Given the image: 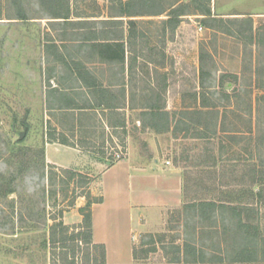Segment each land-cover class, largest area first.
Wrapping results in <instances>:
<instances>
[{
	"label": "rangeland",
	"instance_id": "rangeland-1",
	"mask_svg": "<svg viewBox=\"0 0 264 264\" xmlns=\"http://www.w3.org/2000/svg\"><path fill=\"white\" fill-rule=\"evenodd\" d=\"M127 1L70 3L71 21L134 16L124 22L135 20L133 53L143 74L133 88L136 111L118 113L107 130L93 118L82 119L77 128L71 114L59 108L80 92L63 97L52 88L77 84L70 80L78 69L74 64L103 72L105 83L116 82L119 67L91 65L98 60L92 47H84L81 31L54 19L61 9L50 0H0V165L5 166L0 170V264H55L45 247L50 226L80 225L81 209L101 199L91 194L87 175L69 179L61 170L76 171L48 164V134L92 151L98 173L121 160L138 165L146 157L170 162L165 166L183 175L180 205L146 210L144 226L133 225L123 234H98L117 247L109 251L107 264H169L165 253L186 239L195 240L208 259L233 264L244 243L238 237L240 221L248 222L257 242L253 264H264V0ZM172 10L180 16L170 21ZM20 13L28 19L20 20ZM62 56L71 68L57 62ZM155 67L160 74L153 73ZM228 74L237 75V82ZM222 79L235 83L221 89ZM202 101L213 107L204 108ZM152 104L171 113L167 134L147 126L142 113ZM29 171L43 182L31 195L22 190ZM201 200L251 205L254 211L208 212L200 220L185 204ZM109 226L121 227L115 221Z\"/></svg>",
	"mask_w": 264,
	"mask_h": 264
},
{
	"label": "crops",
	"instance_id": "crops-1",
	"mask_svg": "<svg viewBox=\"0 0 264 264\" xmlns=\"http://www.w3.org/2000/svg\"><path fill=\"white\" fill-rule=\"evenodd\" d=\"M113 20H124V17H115ZM125 30L127 35V23H125ZM133 38L132 42H134ZM125 42L124 62L120 61L119 58L111 61L103 46L84 45L85 48L92 47V53L94 52L98 57V60L92 62L91 65L117 66L119 69L116 70L118 78L116 82L105 83L103 72L96 71L88 64H74L78 69H76V73H72L70 80H74L77 84L73 86L74 88L65 89L64 91L66 93L75 92V94L80 92V97L71 102H66L62 111L68 113V115L71 114L69 116H71L77 128L82 119L93 118V120L96 119L98 122H102L108 130L112 126L110 121L118 113L136 111L131 102L134 96L133 88L135 82H138L136 76H141L140 79H143V74L137 72L139 71L137 60L140 57L134 56L133 45L128 46L127 39H125ZM115 49L117 48L115 47ZM154 69L156 70H153V73L160 74L156 67ZM79 71L89 73L88 80L92 84L103 83L104 87L99 91L97 90V92L94 91L95 89L84 87L82 80L76 75ZM66 93L64 96L67 95ZM165 110L168 111L167 108ZM91 155H94V153L80 143L72 144L69 141H66V144L48 142L46 145V159L49 165L71 169L92 179L91 194L103 200L102 203L92 206L94 241L97 244L106 246L108 257L109 251L114 250L116 246L111 245L104 237L98 238V234H111V232L123 234L133 225L144 226L143 220L147 218L146 216L143 217V214H147L146 210L180 205L183 199V175L179 171H174L165 166L167 161L162 162L158 158L148 159L146 157L141 164L135 165L131 159L127 158L98 173L96 172V164L99 163H94ZM79 200L83 201L85 198L80 197ZM134 211L139 214L136 215ZM111 212H115V214ZM114 221L115 224L121 226L118 227V230H113L109 226V223Z\"/></svg>",
	"mask_w": 264,
	"mask_h": 264
},
{
	"label": "trees",
	"instance_id": "trees-1",
	"mask_svg": "<svg viewBox=\"0 0 264 264\" xmlns=\"http://www.w3.org/2000/svg\"><path fill=\"white\" fill-rule=\"evenodd\" d=\"M45 2L49 0H44ZM53 5L58 6L61 10H56L54 14V19H63L67 26H72V30H79L82 32L81 35L84 36V41L87 46H103L105 49L104 51L109 56V59L112 61L115 58H119L120 61H125V46L127 39L128 46L135 44L132 42V38L135 36L134 34V20H129L128 24V33L126 35L125 30V22L124 20H113V18L106 19V20H91L90 18H84V20L79 21H71V9L70 3L71 0H50ZM131 0L126 2V5L129 4ZM128 3V4H127ZM173 8L175 6H172ZM166 10H164L165 12ZM175 10H172V14L169 16V20L172 21L173 19H178L180 15L174 14ZM164 12H160L158 14H154L152 16H160ZM124 16L121 17H134L129 16L128 13L123 14ZM207 16L211 15L210 10L206 11ZM20 20H27V16L23 13L19 14ZM100 24V25H99ZM99 26H102L101 28ZM115 47L117 49H115ZM119 48V49H118ZM62 60H57L61 62H65L68 68H71V64L61 58ZM77 65V64H75ZM77 77L82 80V84L84 87L95 89L94 91L97 92L99 89L104 87V84H92L88 79L90 76L89 73L79 71ZM201 83H204L205 79V72L201 71ZM230 78H235L236 82L238 79L237 75L228 74ZM203 79V80H202ZM201 84L202 88H205L204 84ZM235 82L226 79H222L219 83V88L224 89L226 84L233 85ZM155 85V84H154ZM155 87V86H154ZM74 88L72 85L65 89H72ZM64 89V90H65ZM64 90H57L56 88H52L53 93H60L61 96H64L66 91ZM155 92V90H153ZM156 93V92H155ZM154 93V95H155ZM200 97L201 99H206V94L204 92L197 93L196 96ZM205 101V100H204ZM108 105V104H107ZM201 105L204 108H211L208 102H201ZM52 110L54 108H51ZM60 110L64 109L63 106L59 108ZM166 107L158 104H152L151 106L145 108L142 115L149 119V123L147 124L148 127L154 129L157 133L163 134L168 133L171 131L172 122L170 120L171 113L165 110ZM199 111V110H198ZM175 117V116H173ZM187 133V132H186ZM186 136V134H185ZM198 137V136H195ZM48 142L55 143L58 142L60 144H66V140H57L54 138V135L48 134ZM62 174H69V179H74L77 175L83 176V174L78 172H71L67 170H61ZM86 177V176H85ZM87 180L91 181V178ZM264 191V190H263ZM260 190L257 196L262 197L263 192ZM84 197L87 196V200L90 197L89 195H82ZM102 199L95 200V201H88L85 208L81 209L83 222L78 226H67L63 222L58 224L52 225L49 228V237L45 242V247L49 248V252L51 253V260L55 264H107V249L106 246L103 244H97L94 241V233H93V216H92V206L94 204L102 203ZM243 210L244 212L247 211H254V208L251 205L244 206L240 204H233L232 202H216V201H208V200H201L199 202L193 201L191 203L185 204V210L189 213L193 212L195 216H200V220L206 219L208 216V212L210 216H216L217 212H224L231 211L232 213H237V210ZM248 222L244 223L240 221V235L238 236L241 241H244L243 245L240 246V250L237 254V258L234 259L233 264H253L257 261V242L251 236V232L249 229ZM247 242V243H246ZM246 243V244H245ZM82 245V246H81ZM167 249V248H166ZM171 252L165 253V258L169 259V264H218L221 263V259L218 257L213 256L212 259H208L205 255L204 250L199 248L195 240H188L186 239L182 246L180 245H173L171 247ZM157 250L154 248L153 250H143V253L148 255L149 253H154ZM81 253L82 258L78 259V254ZM134 260L135 262L139 261L138 251L134 250ZM219 260V261H218ZM55 261H58L57 263ZM81 261V262H79Z\"/></svg>",
	"mask_w": 264,
	"mask_h": 264
},
{
	"label": "clouds",
	"instance_id": "clouds-1",
	"mask_svg": "<svg viewBox=\"0 0 264 264\" xmlns=\"http://www.w3.org/2000/svg\"><path fill=\"white\" fill-rule=\"evenodd\" d=\"M5 166L0 165V170H3ZM42 180L35 171L27 172L22 180V190L31 195L36 193L42 186Z\"/></svg>",
	"mask_w": 264,
	"mask_h": 264
},
{
	"label": "water",
	"instance_id": "water-1",
	"mask_svg": "<svg viewBox=\"0 0 264 264\" xmlns=\"http://www.w3.org/2000/svg\"><path fill=\"white\" fill-rule=\"evenodd\" d=\"M25 136V132L22 134L21 138H23Z\"/></svg>",
	"mask_w": 264,
	"mask_h": 264
},
{
	"label": "built area",
	"instance_id": "built-area-1",
	"mask_svg": "<svg viewBox=\"0 0 264 264\" xmlns=\"http://www.w3.org/2000/svg\"><path fill=\"white\" fill-rule=\"evenodd\" d=\"M167 164H170V162H167Z\"/></svg>",
	"mask_w": 264,
	"mask_h": 264
}]
</instances>
